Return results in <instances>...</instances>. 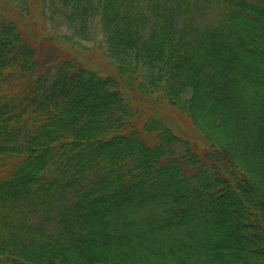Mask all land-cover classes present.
<instances>
[{
  "label": "trees",
  "instance_id": "16d2710c",
  "mask_svg": "<svg viewBox=\"0 0 264 264\" xmlns=\"http://www.w3.org/2000/svg\"><path fill=\"white\" fill-rule=\"evenodd\" d=\"M47 5L116 75L0 14V264H264V0ZM123 84L204 146L142 119Z\"/></svg>",
  "mask_w": 264,
  "mask_h": 264
},
{
  "label": "rangeland",
  "instance_id": "374dc122",
  "mask_svg": "<svg viewBox=\"0 0 264 264\" xmlns=\"http://www.w3.org/2000/svg\"><path fill=\"white\" fill-rule=\"evenodd\" d=\"M47 1L30 0L28 13L17 11L12 2L3 3L0 1V14L17 23L25 34L37 43L42 53L50 54L53 51L67 53L75 57L82 65L95 70L102 76L116 75L115 67L104 57L103 50L94 42L83 40L81 46H76L62 38L61 33L65 32L66 29L63 25L59 28V23L51 20ZM92 24L93 29H95V22ZM122 90L127 101L138 109L142 119L152 115L158 116L166 120L180 135L189 137L200 147L204 146L202 136L186 114L169 106L166 101L152 102L143 99L135 90L124 84Z\"/></svg>",
  "mask_w": 264,
  "mask_h": 264
}]
</instances>
